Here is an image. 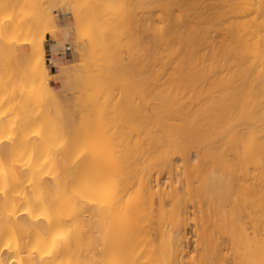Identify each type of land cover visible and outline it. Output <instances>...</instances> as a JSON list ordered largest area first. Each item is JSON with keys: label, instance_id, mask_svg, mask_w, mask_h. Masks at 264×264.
I'll return each mask as SVG.
<instances>
[{"label": "bare ground", "instance_id": "bare-ground-1", "mask_svg": "<svg viewBox=\"0 0 264 264\" xmlns=\"http://www.w3.org/2000/svg\"><path fill=\"white\" fill-rule=\"evenodd\" d=\"M218 2L0 0V264H264V0Z\"/></svg>", "mask_w": 264, "mask_h": 264}, {"label": "rangeland", "instance_id": "rangeland-1", "mask_svg": "<svg viewBox=\"0 0 264 264\" xmlns=\"http://www.w3.org/2000/svg\"><path fill=\"white\" fill-rule=\"evenodd\" d=\"M179 2H180V4L191 8L190 9V17H191V19L194 18L196 21H200V19L203 17L213 16L215 14V12L219 9L218 0H179ZM200 27L204 28V27H206V25H204L203 23L200 22ZM123 53H124V55H126L125 51ZM43 57H44L45 66L47 67V69L49 71V83H50V86L53 88L52 90H53V93L55 95V98H57L58 102L63 103V101H64L63 100L64 99L63 94L64 93L62 94V91L64 92V90L61 89L63 86V83H61V81L63 82V76L60 72V68H61L62 63H63V57H62L61 51H58V56L56 57L55 62H53V60H52L53 55L51 53V43L49 40V35H47V38L45 40L44 56ZM144 71L145 70H142V71L138 70V77L141 76L140 73L141 74L146 73ZM141 79L145 80L146 79L145 75L141 76ZM61 84H62V86H61ZM59 89L61 90V92ZM66 95L67 94L65 93V96ZM135 101H139V100L137 99ZM139 102H140L139 103L140 107L144 110V107H146L145 106L146 101L140 100ZM4 136L5 135H3V137ZM5 139H6V136H5ZM5 139H3V140L5 141ZM15 165H16V168L21 167L19 165L18 161L15 162ZM22 168H20V169L23 170L24 168L23 169ZM17 173L20 174V171ZM2 218H3V216H2ZM0 220H3V219H1V217H0Z\"/></svg>", "mask_w": 264, "mask_h": 264}]
</instances>
